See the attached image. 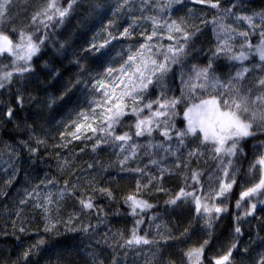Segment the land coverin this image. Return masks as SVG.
<instances>
[{"label":"trees","instance_id":"1","mask_svg":"<svg viewBox=\"0 0 264 264\" xmlns=\"http://www.w3.org/2000/svg\"><path fill=\"white\" fill-rule=\"evenodd\" d=\"M48 2L9 0L0 18V31L14 43L23 33L25 41L31 36L40 46L29 61L30 70L23 73L16 68L25 66L24 61L13 64L14 57L0 56V76L13 73L10 81L0 80V264H191L186 253L201 246V264H215L229 250V264H261L264 204L252 215L245 213L253 200L264 198V191L245 200L240 196L261 177L259 166L250 169L264 155V129L240 140L232 157L218 156L214 145L201 143L200 134L185 136L181 143L176 129L186 127L185 105L198 102L186 82L209 63V75L226 86L218 91L237 96L238 89L248 96L251 108L264 109V103L255 100L264 95L259 83L264 61L255 54L264 32V0H219L218 8L181 0L158 9L148 0H76L62 21L54 9L51 20L42 14ZM71 2L58 0V5L66 8ZM241 17H251L252 24ZM173 21L182 32L169 30ZM154 31L165 33L153 51L159 53L158 62L164 54L171 55L169 46L185 47L163 80L157 83L154 78L141 94L140 103L180 98L182 93L188 99L177 105L176 117H158L159 126L153 124L151 134L135 135L137 116L132 114L101 131L106 125L92 117L94 101L104 91L100 82L108 84L118 75L107 70L120 69L146 39L142 33ZM184 34L190 37L187 42ZM241 51L247 59H230ZM243 68H248L244 78L233 79ZM152 109L158 105L153 103ZM81 113L90 119L85 122ZM150 114L145 108L139 115ZM80 123L85 127L76 133ZM126 132L130 139L115 140ZM225 169L231 170L235 183L222 202L214 203L227 210L205 213L201 207L197 212L193 197L210 201ZM181 190L193 195L176 199ZM129 196L151 207L133 214ZM81 201L93 207L85 208ZM134 231L149 243L128 244Z\"/></svg>","mask_w":264,"mask_h":264},{"label":"snow or ice","instance_id":"2","mask_svg":"<svg viewBox=\"0 0 264 264\" xmlns=\"http://www.w3.org/2000/svg\"><path fill=\"white\" fill-rule=\"evenodd\" d=\"M9 0H4L3 3H0V18L4 16L5 5ZM76 0H72L68 4V7L61 8L58 5V0H49L47 8L43 11V15L46 16L49 20L53 19V15H58L62 19L68 15L69 10L72 7V3H75ZM177 3H180L181 0H176ZM195 3H206L212 8L219 7V0H193ZM55 10L53 15H50L51 10ZM39 15V14H38ZM35 19V18H34ZM245 19L248 23L252 24L251 17H241ZM156 23V21H154ZM170 31L182 32V28L176 21H173L169 25ZM125 35H128L127 30H125ZM156 35L154 31L151 35L147 36V40H151L153 36ZM239 35L247 37L248 33L241 32ZM261 36L264 37V32L261 33ZM185 42L189 40V35L184 34L182 37ZM231 38V37H230ZM168 39H172L171 36ZM43 41H40L42 44ZM227 45V41H225ZM248 47L252 45L248 44ZM95 47V46H94ZM103 47V45H101ZM153 45L142 44L140 46L141 51L129 55L128 60L124 66L118 70L109 68L108 74L111 75L113 71H118L119 75L115 76L108 84L100 82L99 88L104 89L102 91V98L94 101L96 108L101 109L100 112L96 111V108L92 109V117L98 119L106 127L101 128V131H108L113 129L115 125L119 124L121 119L129 114L137 116V122L135 123L136 136L143 135L145 131L151 134L152 125L157 124L159 126V121L155 118L158 117H176L179 113L176 111L177 105L184 102L188 97L182 96L180 98L168 99L165 97L163 101L157 99L156 101H145L143 104L140 102L143 100L144 93L150 85H153L154 78L155 81L161 82L163 77L170 71V64H175L178 62L177 55L184 51L185 45H180L179 48L168 47L167 53L164 54L163 61H157L155 58L159 53H153L152 55L145 56V51H151ZM40 51V46L37 43H34L31 36H27L26 41L24 34H20V42L14 43L13 39L9 35L4 34L3 31H0V56H3L5 53L8 56L14 57L12 63L16 64L17 61H24L25 66L17 67L16 71L18 73H23L30 70L29 61L34 55ZM256 52L259 54L261 61H264V40L261 44L256 46ZM139 57V62L137 58ZM248 58V55L241 51L239 55H233L230 57L232 60L242 61ZM212 67L209 63L208 67L202 68L199 71H196L194 80L189 78V81L186 82V87L189 93L196 97L198 102H193L190 105H185V109L182 113V118L186 121V127L183 130L176 129L178 136L181 138V143H183V137L191 135L197 137L199 133V138L201 143H210L214 145L213 151L219 156L223 154L224 156H235L236 150L240 140L248 138L256 134L257 131L264 129V109L259 111L254 110L249 105L248 96L241 95L237 89V96H226L223 91H218V89H223L226 86L220 82V80L213 74L209 75V69ZM248 72V68H243L241 71L236 73V76L233 79L240 80L244 78L245 73ZM12 72L4 73L3 76H0V80H9L12 77ZM202 81V82H195ZM231 83V81H229ZM261 85H264V79L259 81ZM110 85V87H109ZM3 83H0V87H3ZM196 89H200L201 92L198 94ZM238 97V98H237ZM256 101L264 103V95L257 96ZM129 103H131V108L129 109ZM153 103L158 105L157 110L152 109ZM253 104L255 101L252 102ZM147 108L150 110V115L144 118L140 117V113ZM7 115L11 117L12 111L9 110ZM83 120L87 122L90 118L86 113H81ZM166 125L174 128V122L169 124L168 120L163 121ZM85 127V123L77 124L76 133H79L82 128ZM93 132L97 131L96 128H93L91 124H87ZM72 133L74 138L79 139L80 137ZM111 134V133H110ZM165 137H168V132L164 131L162 133ZM90 138V137H89ZM130 139L129 134L126 132L122 135H115V140L117 141H126ZM231 142V143H229ZM227 145V146H226ZM194 155V153H191ZM222 164L225 163L223 159L220 161ZM232 163L231 160L227 161V166H230ZM259 166V171L261 177L257 183L252 187L248 188L246 191H243L240 196V200H244L247 197L255 196L256 194L264 191V155L260 156L253 165L251 169H256ZM197 174H194V176ZM224 175L227 176L228 172L225 169ZM235 183L233 178L230 183H221L218 196L224 195L226 192L230 191L232 185ZM110 196L111 193L109 192ZM193 195L192 193H184L181 190L180 196H177L176 199H180L181 196ZM197 205V212L200 211L201 207L205 213H210L214 211L220 213L226 211V208H221L219 206H213L210 208L207 204H202L201 200L197 197H193ZM127 200L131 202V207L133 214H135L136 209L140 208H149V205L146 201L138 200L134 196L127 197ZM170 203L175 204L176 200H171ZM81 204L85 208H92L93 205L91 202L81 201ZM237 207H240L239 201L237 202ZM256 204L251 205V211L245 213V215H252V212L255 211ZM211 225L209 224V227ZM235 231L240 233V228L236 227ZM43 243V241H40ZM128 244H148L149 241L144 237H138L133 232L132 239L127 241ZM207 244V241L204 242ZM235 247V245H233ZM27 255V253L25 254ZM203 255V246L198 249H192L186 256H188L191 264H201V257ZM231 257V250L229 252L216 259L215 264H229ZM261 264H264V261H261Z\"/></svg>","mask_w":264,"mask_h":264},{"label":"rangeland","instance_id":"3","mask_svg":"<svg viewBox=\"0 0 264 264\" xmlns=\"http://www.w3.org/2000/svg\"><path fill=\"white\" fill-rule=\"evenodd\" d=\"M144 1H146V0H144ZM148 1H152V6L153 7H156V9H158L161 5H164V4H166V3H169V2H171L172 0H148ZM131 11L132 12H134V10L133 9H131ZM153 11H155V9L153 10ZM145 15H147L146 17H148V13H146ZM142 34H144L145 36L144 37H147L148 35H151V34H147V33H142ZM162 37H165V33L163 32V31H158V33H156V35L155 36H153V38L151 39V40H146V39H142V40H140L138 43H137V45H136V52L134 51V52H132L130 55H134V54H136V53H138V52H140L141 51V48H140V46L142 45V44H148V45H153L154 47L151 49V51L149 52V51H145L144 52V55L145 56H149V55H152L153 54V51H154V48H160V41H161V38ZM262 40H264V37H260V39H259V43H258V45H260L261 44V42H262ZM257 45V46H258ZM156 53H158V52H156ZM6 54V53H5ZM255 54L256 55H258L259 56V54L256 52V48H255ZM158 57V56H157ZM128 60V59H127ZM127 61H125V63H126ZM137 62H139V57L137 58ZM125 63H124V65H125ZM123 65V66H124ZM119 75V74H118ZM117 76V75H116ZM155 119H157V118H155ZM153 126V125H152ZM146 132V131H145ZM144 132V133H145ZM199 134V133H198ZM227 146V145H226ZM228 172V175L227 176H225L224 174H221V175H219V177H217V191L219 192V188H220V185H221V183H230V181H231V170H228L227 171ZM217 192V193H218ZM217 193L213 196V197H211L210 198V201H204V202H202V204H207L210 208H213V206H216L215 205V201L217 200L218 202H222V199L224 198V196H225V194L224 195H221V196H218L217 195ZM257 195V194H256ZM247 198H249V197H247ZM247 198H245V199H247ZM244 199V200H245ZM217 202V204H219ZM253 203H255L256 204V207H258V205H261V204H264V198L260 201V202H255L254 200L252 201ZM252 205V204H251ZM251 205H250V207H251ZM214 210V209H213ZM250 211H251V209H250Z\"/></svg>","mask_w":264,"mask_h":264},{"label":"water","instance_id":"4","mask_svg":"<svg viewBox=\"0 0 264 264\" xmlns=\"http://www.w3.org/2000/svg\"><path fill=\"white\" fill-rule=\"evenodd\" d=\"M173 2L175 1L176 2V0H172Z\"/></svg>","mask_w":264,"mask_h":264}]
</instances>
